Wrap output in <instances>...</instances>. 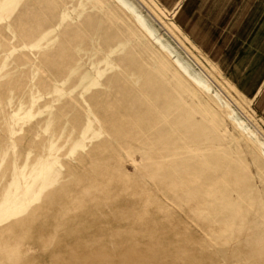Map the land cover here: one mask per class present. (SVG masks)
I'll use <instances>...</instances> for the list:
<instances>
[{"label": "rangeland", "instance_id": "374dc122", "mask_svg": "<svg viewBox=\"0 0 264 264\" xmlns=\"http://www.w3.org/2000/svg\"><path fill=\"white\" fill-rule=\"evenodd\" d=\"M165 5L0 0V264H264V115L210 42L226 0Z\"/></svg>", "mask_w": 264, "mask_h": 264}, {"label": "crops", "instance_id": "0c3cea01", "mask_svg": "<svg viewBox=\"0 0 264 264\" xmlns=\"http://www.w3.org/2000/svg\"><path fill=\"white\" fill-rule=\"evenodd\" d=\"M189 3L190 0H166V5H170L168 7L174 9L175 14L178 13L180 23L183 20L180 18L182 10L186 9ZM197 5L198 3L195 4V6ZM226 9L224 27L226 29L229 27V33L228 35L226 33L225 39L220 40L219 35L215 38L218 41L211 39L210 42L215 47L219 41H223L221 48H224L222 52L226 55L225 70H234L233 64H236L237 67L244 64L249 65L247 80L251 85L243 86L239 82L238 84L244 93L255 95V104L264 115V86L262 87L264 83V0H226ZM199 16V10L191 9L186 15V19L189 17L199 19ZM223 28H219L221 33L225 30ZM208 44L211 45L210 43L202 45ZM237 57H239L238 61L235 60Z\"/></svg>", "mask_w": 264, "mask_h": 264}, {"label": "bare ground", "instance_id": "6f19581e", "mask_svg": "<svg viewBox=\"0 0 264 264\" xmlns=\"http://www.w3.org/2000/svg\"><path fill=\"white\" fill-rule=\"evenodd\" d=\"M172 11V10H171ZM176 12V11H175Z\"/></svg>", "mask_w": 264, "mask_h": 264}]
</instances>
